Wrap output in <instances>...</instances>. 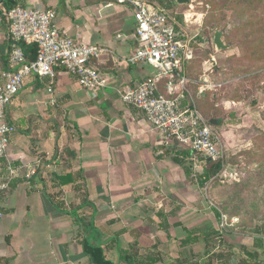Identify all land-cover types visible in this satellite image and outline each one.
Instances as JSON below:
<instances>
[{
	"label": "crops",
	"instance_id": "crops-1",
	"mask_svg": "<svg viewBox=\"0 0 264 264\" xmlns=\"http://www.w3.org/2000/svg\"><path fill=\"white\" fill-rule=\"evenodd\" d=\"M14 1L52 7L61 33L105 49L93 63L107 84L86 89L57 69L51 91L48 77L30 76L6 107L5 119L16 130L2 158L4 173L6 165L14 172L0 196V258L8 264H88L76 213L93 214L104 255L113 264L119 263V249L133 244L146 264H204L209 257L212 264H264V229L226 228L232 225L223 223L224 215L202 190L190 151L165 139L140 110L121 100L125 88L153 72L127 62L137 46L131 4ZM9 44L0 13V85ZM193 61L185 75L197 101L202 95L197 89L214 83L206 73L194 75ZM169 82L161 79V89ZM180 85L177 78L171 87ZM67 173L72 182L56 185L53 175ZM219 224L225 228V251L215 257L211 237Z\"/></svg>",
	"mask_w": 264,
	"mask_h": 264
},
{
	"label": "built area",
	"instance_id": "built-area-1",
	"mask_svg": "<svg viewBox=\"0 0 264 264\" xmlns=\"http://www.w3.org/2000/svg\"><path fill=\"white\" fill-rule=\"evenodd\" d=\"M134 21L137 46L127 58L131 65L145 64L153 72L136 85L121 92V100L140 110L151 126L162 136L176 142L191 153L194 167H201L206 158H223L221 136L203 116L187 87L186 68L194 58V39L181 25L176 14L147 0H129ZM9 48L8 69L3 71L0 85V196L7 189L13 170L2 163L11 135L16 128L6 121V107L12 103L30 76L48 77L49 88L57 69L73 76L86 89L100 90L107 84L106 76L93 60L105 51L98 45L85 43L61 33L54 25L52 7L16 5L5 12ZM36 47L34 60H27L18 44ZM180 87H171L174 79ZM170 82L161 89L160 80ZM198 88L197 94H203Z\"/></svg>",
	"mask_w": 264,
	"mask_h": 264
},
{
	"label": "rangeland",
	"instance_id": "rangeland-1",
	"mask_svg": "<svg viewBox=\"0 0 264 264\" xmlns=\"http://www.w3.org/2000/svg\"><path fill=\"white\" fill-rule=\"evenodd\" d=\"M116 1L129 4V0ZM147 1L176 14L187 33L196 35L194 75L206 73L214 83L197 95L196 102L202 114L217 120L213 128L221 136L223 158L220 171L202 190L212 192V205L224 215L223 223L232 225L226 224V228L263 230L264 0ZM184 14L186 25L182 22ZM215 31H221L224 49L215 46ZM231 101L236 106L229 104ZM218 227L211 237L216 253L225 251L220 241L225 228L223 224Z\"/></svg>",
	"mask_w": 264,
	"mask_h": 264
},
{
	"label": "trees",
	"instance_id": "trees-1",
	"mask_svg": "<svg viewBox=\"0 0 264 264\" xmlns=\"http://www.w3.org/2000/svg\"><path fill=\"white\" fill-rule=\"evenodd\" d=\"M14 6H16L14 0H0V13L4 14ZM18 44L25 51L27 60L32 61L35 59L36 47L33 44H25L20 41H18ZM6 66L8 69L7 61H6ZM186 73H187V69H186ZM203 116L207 119V121L210 122L211 120H214L217 123V120L208 118L204 114ZM221 165H222V158L220 159L206 158L205 162L202 164V171L201 173H199L201 184L204 185L206 182L210 181L211 178L215 177L220 171ZM53 179L55 184L59 186L66 185L72 182L71 175L68 173L65 175L54 174ZM73 217L75 219V222L76 223L78 222L80 224L82 230L83 236L81 238L80 244L83 253L88 258V264H113L104 255V249L101 247V243H100L101 234L94 226L93 214L78 215L75 213ZM220 241L221 244L224 245L223 241L222 240ZM135 247L136 245L133 244L131 247L127 249L126 248L119 249L120 254H119L118 264H146L142 262L141 256L138 255ZM212 255H214L215 257H220L223 255V253L218 252V253H213ZM0 264H8V260L0 258ZM204 264H212V258L209 257L208 259H206Z\"/></svg>",
	"mask_w": 264,
	"mask_h": 264
},
{
	"label": "water",
	"instance_id": "water-1",
	"mask_svg": "<svg viewBox=\"0 0 264 264\" xmlns=\"http://www.w3.org/2000/svg\"><path fill=\"white\" fill-rule=\"evenodd\" d=\"M189 1L190 0H176L177 3H186V4H188ZM221 36H222L221 31H215L213 35V42L215 46L217 47V49H224L226 47V45L223 43L221 39ZM210 124L214 126L216 122L214 120H211Z\"/></svg>",
	"mask_w": 264,
	"mask_h": 264
}]
</instances>
